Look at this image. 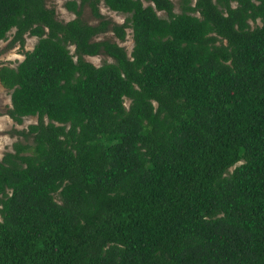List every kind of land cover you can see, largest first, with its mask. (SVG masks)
Listing matches in <instances>:
<instances>
[{
  "label": "trees",
  "instance_id": "obj_1",
  "mask_svg": "<svg viewBox=\"0 0 264 264\" xmlns=\"http://www.w3.org/2000/svg\"><path fill=\"white\" fill-rule=\"evenodd\" d=\"M64 7L0 0V39L37 38L0 65L36 117L0 157V264H264V0Z\"/></svg>",
  "mask_w": 264,
  "mask_h": 264
},
{
  "label": "rangeland",
  "instance_id": "obj_2",
  "mask_svg": "<svg viewBox=\"0 0 264 264\" xmlns=\"http://www.w3.org/2000/svg\"><path fill=\"white\" fill-rule=\"evenodd\" d=\"M65 0H45V4L47 7H51L54 9L55 17L58 20L66 21L74 17V14L68 11L64 7ZM193 1V0H192ZM173 3V11L179 12L178 5L181 0H171ZM98 9L101 15L105 18L110 19V21L115 23H122L125 18V14L118 13L108 9L106 6L102 4V2L98 3ZM159 16H164V13L158 12ZM80 18L89 24L96 23V19L90 14L89 8L84 5L81 10ZM251 27L254 25H259V21L251 22L249 21ZM14 29H10L4 38L0 39V65H8L14 67L22 58L26 51H29L37 38L34 36L24 35L23 44L19 45L17 41L11 43V38L13 35ZM107 38L109 40L117 42L119 45L123 46L127 52L131 50L132 47V38L131 31L129 28L125 29V37L122 41L116 39L111 32H105L99 34L97 39ZM70 51L72 47H68ZM84 58L91 62L94 65H99L103 61H111L109 57H106L102 54H98L95 56H84ZM127 103V100H126ZM9 90L5 89L0 84V157L3 155L5 151L11 150V144L15 141H21L22 137L16 134L17 130L25 129L28 124L35 123V116H25L22 118L20 123H15L7 114V109L9 108Z\"/></svg>",
  "mask_w": 264,
  "mask_h": 264
}]
</instances>
